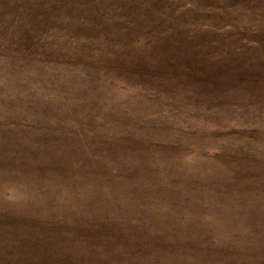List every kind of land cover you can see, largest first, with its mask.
I'll list each match as a JSON object with an SVG mask.
<instances>
[{
	"label": "rangeland",
	"instance_id": "1",
	"mask_svg": "<svg viewBox=\"0 0 264 264\" xmlns=\"http://www.w3.org/2000/svg\"><path fill=\"white\" fill-rule=\"evenodd\" d=\"M0 264H264V0H0Z\"/></svg>",
	"mask_w": 264,
	"mask_h": 264
}]
</instances>
